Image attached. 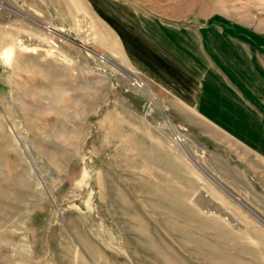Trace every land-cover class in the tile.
I'll return each instance as SVG.
<instances>
[{
  "label": "rangeland",
  "instance_id": "1",
  "mask_svg": "<svg viewBox=\"0 0 264 264\" xmlns=\"http://www.w3.org/2000/svg\"><path fill=\"white\" fill-rule=\"evenodd\" d=\"M134 26L194 30L206 67L208 32L264 28V0H0V264H166L149 241L189 239L264 264V161L171 110L124 52Z\"/></svg>",
  "mask_w": 264,
  "mask_h": 264
},
{
  "label": "crops",
  "instance_id": "2",
  "mask_svg": "<svg viewBox=\"0 0 264 264\" xmlns=\"http://www.w3.org/2000/svg\"><path fill=\"white\" fill-rule=\"evenodd\" d=\"M103 5L96 6L104 12ZM136 27L115 30L132 68L171 97V110L183 118L191 113L194 125L209 137L264 161V34L259 35L264 28L215 29L228 39L208 32L215 56L204 67L194 30ZM249 31L255 40H244L242 32Z\"/></svg>",
  "mask_w": 264,
  "mask_h": 264
},
{
  "label": "bare ground",
  "instance_id": "3",
  "mask_svg": "<svg viewBox=\"0 0 264 264\" xmlns=\"http://www.w3.org/2000/svg\"><path fill=\"white\" fill-rule=\"evenodd\" d=\"M50 30V29H49ZM41 46V44L35 43V47L36 46ZM28 46V45H27ZM26 46V47H27ZM43 46V45H42ZM32 47V46H31ZM28 48V47H27ZM30 48V47H29ZM34 48V47H33ZM102 60L104 61L105 58L102 57ZM132 81V80H131ZM140 81V80H139ZM142 84L141 87L145 86V83L143 81H140ZM148 86V85H147ZM173 130V127L171 128ZM20 138V137H19ZM173 141V140H172ZM189 146V145H188ZM181 149V148H180ZM182 149L185 150L186 153H190V150L186 146H182ZM191 159L195 161L194 157L191 156ZM176 227V226H175ZM180 229V228H179ZM144 232L146 233V228L144 230ZM182 232V231H181ZM193 234V232H192ZM181 235V234H180ZM194 235V234H193ZM196 235V234H195ZM175 236V235H174ZM201 236V235H200ZM181 237V236H180ZM203 237V236H202ZM205 237V235H204ZM164 238V237H163ZM185 238V237H184ZM187 238V237H186ZM191 238V237H189ZM166 239V238H165ZM202 239V238H201ZM149 240V239H148ZM208 240V239H207ZM156 241V240H155ZM159 241V240H158ZM166 241V240H165ZM167 242H170L167 240ZM165 242H162V244H157L156 242H154V240H150L149 241V250H152L154 253L156 252L158 254V256H161V258H163V262L166 264H230V260L227 257L226 254L221 253V252H217L214 248L215 246L213 245L214 241L212 242L213 244H211L210 242H207L205 240H197V239H189L186 243H183L180 241L179 244L182 245V247H189V246H193L195 247V251H192L190 254L191 257L188 256H181L177 255V254H172L173 250H171V247L169 246L170 244ZM174 242V241H173ZM177 242V241H176ZM216 245V242H215ZM148 246V245H147ZM173 246V245H171ZM146 248V247H145ZM175 249V248H174ZM190 249V248H188ZM176 250H178L176 248ZM183 250V249H182ZM187 251V250H186ZM174 253V252H173ZM187 253V252H186ZM231 254V253H230ZM203 258V259H201ZM236 258V257H235ZM238 259V258H237ZM236 259V260H237ZM235 260V259H234Z\"/></svg>",
  "mask_w": 264,
  "mask_h": 264
},
{
  "label": "built area",
  "instance_id": "4",
  "mask_svg": "<svg viewBox=\"0 0 264 264\" xmlns=\"http://www.w3.org/2000/svg\"><path fill=\"white\" fill-rule=\"evenodd\" d=\"M141 82L135 78L132 77V84L133 85H137L139 87H141L142 84H140ZM169 121V120H168ZM167 124L170 127V125L173 126V130L170 128V136L171 139L173 140V142L178 143L180 145H185L186 141L188 139V137L185 135V133L183 131H181V127H178L177 125H174L173 123H171L170 121Z\"/></svg>",
  "mask_w": 264,
  "mask_h": 264
}]
</instances>
